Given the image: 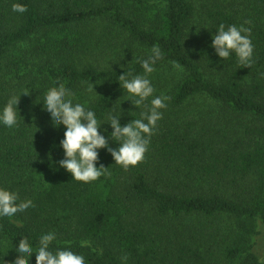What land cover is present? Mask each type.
I'll list each match as a JSON object with an SVG mask.
<instances>
[{
	"label": "trees",
	"instance_id": "trees-1",
	"mask_svg": "<svg viewBox=\"0 0 264 264\" xmlns=\"http://www.w3.org/2000/svg\"><path fill=\"white\" fill-rule=\"evenodd\" d=\"M221 23L251 28L250 66L216 56ZM153 45L163 55L149 78L168 99L143 160L124 169L100 149L104 174L72 179L58 165L64 127H52L45 92L63 85L100 120L121 103L123 126L142 109L118 76L142 74ZM262 74L264 0H0V107L29 89L18 125L0 126V186L33 203L0 218V264L15 259L18 241L35 247L48 231L53 250L71 247L85 264H121L125 254L127 264H264Z\"/></svg>",
	"mask_w": 264,
	"mask_h": 264
},
{
	"label": "clouds",
	"instance_id": "clouds-1",
	"mask_svg": "<svg viewBox=\"0 0 264 264\" xmlns=\"http://www.w3.org/2000/svg\"><path fill=\"white\" fill-rule=\"evenodd\" d=\"M12 11L24 13L27 7L21 3H13ZM247 23V22H246ZM251 28L243 24L237 26L223 23L215 28L211 34L210 47L221 60L235 55L239 64L250 66L253 62L254 45L250 38ZM162 52L158 45H153L146 58L140 59L142 74L132 75L125 73L118 76L119 87L126 94L132 106L142 109L139 117L131 119L123 126L120 124L122 110L120 104L117 108H109L103 120L86 103L74 102L73 93L63 85L47 89L42 101V108L50 118L53 128L63 126V137L59 147L63 151V158L58 161L59 167L71 174L72 179L89 183L97 180L104 174L106 167L98 166L99 150L105 149L110 153L115 164L124 169L135 166L142 161L148 149L150 138L156 130L157 122L162 118V111L166 107V95H154L150 74L155 71L156 63L162 59ZM172 68L178 72L183 66L177 61H170ZM264 75V74H262ZM93 90V85L90 83ZM94 91V90H93ZM21 93L29 94L25 89L18 95H10L0 107V126L14 128L18 125V100ZM135 112V111H132ZM107 123L111 132L106 136L105 129L101 128ZM109 140L116 142L117 147L109 146ZM33 207L32 200H21L16 191L0 186V218L11 220L17 213H25ZM262 222L257 221L259 227ZM57 240L54 231L42 233L36 246H32L28 239L18 241L15 246V259L9 264H29V258L34 253V264H85L83 255L74 252L71 247H57L53 250L50 245ZM13 247V245H12ZM121 264H127V255L120 257Z\"/></svg>",
	"mask_w": 264,
	"mask_h": 264
}]
</instances>
